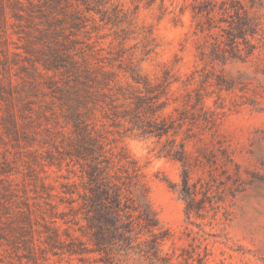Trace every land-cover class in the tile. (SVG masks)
<instances>
[{
	"label": "rangeland",
	"instance_id": "374dc122",
	"mask_svg": "<svg viewBox=\"0 0 264 264\" xmlns=\"http://www.w3.org/2000/svg\"><path fill=\"white\" fill-rule=\"evenodd\" d=\"M89 136L159 258L89 251ZM0 264H264V0H0Z\"/></svg>",
	"mask_w": 264,
	"mask_h": 264
},
{
	"label": "trees",
	"instance_id": "16d2710c",
	"mask_svg": "<svg viewBox=\"0 0 264 264\" xmlns=\"http://www.w3.org/2000/svg\"><path fill=\"white\" fill-rule=\"evenodd\" d=\"M88 140V154H92L88 160V241L94 245L89 251L104 253L111 260V247L117 243L128 249L137 246L147 256L159 258L165 234L150 205L148 188L138 177L139 168L110 172V166L95 156L102 147L92 136ZM183 184V193L191 197L188 171ZM145 235L150 237L141 240Z\"/></svg>",
	"mask_w": 264,
	"mask_h": 264
}]
</instances>
